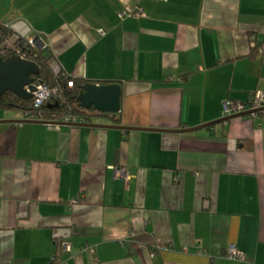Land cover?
<instances>
[{
	"label": "crops",
	"instance_id": "obj_1",
	"mask_svg": "<svg viewBox=\"0 0 264 264\" xmlns=\"http://www.w3.org/2000/svg\"><path fill=\"white\" fill-rule=\"evenodd\" d=\"M3 21L123 95L100 127L0 108V264H264V113L212 124L264 98V0H0Z\"/></svg>",
	"mask_w": 264,
	"mask_h": 264
},
{
	"label": "trees",
	"instance_id": "obj_2",
	"mask_svg": "<svg viewBox=\"0 0 264 264\" xmlns=\"http://www.w3.org/2000/svg\"><path fill=\"white\" fill-rule=\"evenodd\" d=\"M258 47H253L251 56L255 57ZM52 47L40 50L37 46L32 45L24 36H18V33L11 24L6 21L0 22V54L5 59L12 55L18 54L35 61L40 65V72L36 75V82L47 83L53 90V93L45 102L37 105L33 98L22 99L15 93L8 91L0 96V108L21 111L27 117L42 120L62 121L65 117H77L82 122H94L101 116H107L95 109H87L81 106L78 99L83 90V86L90 80L75 77L72 73L62 71L56 73L51 63L53 60ZM74 83L73 86L69 82ZM264 112L262 110L261 114ZM120 114V112H119ZM118 113L113 115L114 118ZM243 148L253 149L252 140L243 141Z\"/></svg>",
	"mask_w": 264,
	"mask_h": 264
},
{
	"label": "water",
	"instance_id": "obj_3",
	"mask_svg": "<svg viewBox=\"0 0 264 264\" xmlns=\"http://www.w3.org/2000/svg\"><path fill=\"white\" fill-rule=\"evenodd\" d=\"M40 69V65L37 62L29 60L22 55L15 54L5 59V57L0 54V96L11 91L22 99L27 100L33 98V93L37 89L35 85L36 75L39 74ZM122 95L123 87L119 82L98 84L89 81L83 86V90L78 99L82 107L89 110L95 109L106 115H115L121 111ZM251 113L252 110H245L237 114L228 115L212 124L216 125L234 117L251 115ZM19 122L62 123L60 121L34 119H24ZM71 125L94 127L105 126L95 122L72 123Z\"/></svg>",
	"mask_w": 264,
	"mask_h": 264
},
{
	"label": "built area",
	"instance_id": "obj_4",
	"mask_svg": "<svg viewBox=\"0 0 264 264\" xmlns=\"http://www.w3.org/2000/svg\"><path fill=\"white\" fill-rule=\"evenodd\" d=\"M123 15H125V13H123ZM100 32L103 34L104 29L103 28L100 29ZM17 33H18V36L20 35V36L26 37L32 45L37 46L40 50L52 47L49 40H47L41 35H34L32 33L31 26L26 25V27H24V30L19 29ZM51 54L53 55V60L51 63L52 69L56 73L65 71L56 53L53 51L52 53L50 52V55ZM35 85L37 89L33 93V99L37 105H40L43 102H45L47 99H49V97L53 93V90L50 88V86L47 83H44V82H39V83L36 82ZM69 85L73 86L74 83L70 81ZM263 108H264V98H263V94L259 91H254L250 95L249 101L246 103L237 102L232 99H228L225 102V110L227 113L231 115L237 114V113H240V112H243L249 109V110H252L251 116H253L254 118H257L261 115L262 110H264ZM60 122L71 125L72 123H81L82 121L77 117H65ZM113 168L115 169L117 176H122V177H126L127 179H130V173L126 167L114 166ZM225 255L233 259H243L245 257V254L241 250H239L235 245H231L230 247H228L225 252Z\"/></svg>",
	"mask_w": 264,
	"mask_h": 264
},
{
	"label": "rangeland",
	"instance_id": "obj_5",
	"mask_svg": "<svg viewBox=\"0 0 264 264\" xmlns=\"http://www.w3.org/2000/svg\"><path fill=\"white\" fill-rule=\"evenodd\" d=\"M2 112H5V111H2ZM11 112L18 113V114H22L21 111H11ZM5 113H6V112H5Z\"/></svg>",
	"mask_w": 264,
	"mask_h": 264
}]
</instances>
